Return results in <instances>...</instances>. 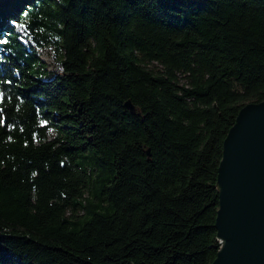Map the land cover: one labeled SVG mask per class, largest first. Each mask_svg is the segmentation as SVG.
Instances as JSON below:
<instances>
[{"label":"trees","instance_id":"obj_1","mask_svg":"<svg viewBox=\"0 0 264 264\" xmlns=\"http://www.w3.org/2000/svg\"><path fill=\"white\" fill-rule=\"evenodd\" d=\"M263 101L264 0H0V264H211Z\"/></svg>","mask_w":264,"mask_h":264},{"label":"water","instance_id":"obj_2","mask_svg":"<svg viewBox=\"0 0 264 264\" xmlns=\"http://www.w3.org/2000/svg\"><path fill=\"white\" fill-rule=\"evenodd\" d=\"M124 106L135 114L130 101ZM215 187L220 248L211 264H264V101L238 112L223 141Z\"/></svg>","mask_w":264,"mask_h":264},{"label":"rangeland","instance_id":"obj_3","mask_svg":"<svg viewBox=\"0 0 264 264\" xmlns=\"http://www.w3.org/2000/svg\"><path fill=\"white\" fill-rule=\"evenodd\" d=\"M42 58H43V60H44L45 62H47V63H50V62H51V58H50V55H49L48 52H44V53L42 54Z\"/></svg>","mask_w":264,"mask_h":264},{"label":"snow or ice","instance_id":"obj_4","mask_svg":"<svg viewBox=\"0 0 264 264\" xmlns=\"http://www.w3.org/2000/svg\"><path fill=\"white\" fill-rule=\"evenodd\" d=\"M0 123H2V121H0Z\"/></svg>","mask_w":264,"mask_h":264}]
</instances>
